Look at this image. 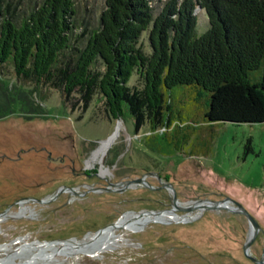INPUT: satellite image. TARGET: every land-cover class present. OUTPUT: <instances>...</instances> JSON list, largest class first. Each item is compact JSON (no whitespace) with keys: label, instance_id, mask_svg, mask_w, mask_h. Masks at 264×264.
I'll use <instances>...</instances> for the list:
<instances>
[{"label":"rangeland","instance_id":"rangeland-1","mask_svg":"<svg viewBox=\"0 0 264 264\" xmlns=\"http://www.w3.org/2000/svg\"><path fill=\"white\" fill-rule=\"evenodd\" d=\"M32 1L19 0V10ZM74 2L78 18L96 25L103 0ZM194 10L199 33L208 21L203 7ZM140 40L148 52L144 32ZM263 70L264 64L250 70L249 77L255 79ZM0 76V210L8 205L0 221V258L34 239L73 236L80 241L129 209L168 208L173 206L172 191L178 204L225 195L239 200L260 224L249 251L264 257V120L205 121L204 95L177 84L170 90L165 132L147 135L146 118L135 124L128 111L112 116L96 89L84 97L53 85L35 89L10 68ZM128 84L139 88L143 79L134 72ZM39 90L46 95L41 97ZM115 129L106 151L95 155ZM140 175L151 186L113 184ZM61 184L84 191L63 190L47 201L29 197L48 195ZM174 208L129 220L112 236L118 239L114 247L96 255L71 254L58 241L46 248L24 247L8 257L19 262L34 255L28 264H257L243 252L249 223L242 212ZM186 212L192 216L173 217ZM165 213L160 221L148 219Z\"/></svg>","mask_w":264,"mask_h":264},{"label":"trees","instance_id":"trees-1","mask_svg":"<svg viewBox=\"0 0 264 264\" xmlns=\"http://www.w3.org/2000/svg\"><path fill=\"white\" fill-rule=\"evenodd\" d=\"M198 4L208 21L199 33ZM262 64L264 0H103L94 26L78 18L74 0H34L21 10L19 0H0V71L35 89L84 97L96 89L112 116L146 118L147 135L165 132L177 84L204 95L205 121L264 120V70L249 77ZM134 72L139 88L128 84Z\"/></svg>","mask_w":264,"mask_h":264},{"label":"bare ground","instance_id":"bare-ground-1","mask_svg":"<svg viewBox=\"0 0 264 264\" xmlns=\"http://www.w3.org/2000/svg\"><path fill=\"white\" fill-rule=\"evenodd\" d=\"M116 132H117V130L115 129L113 131L114 134L112 133L110 135L109 139H105L99 145V147L96 149L95 155H99L100 156L106 151V149L110 145L111 140L114 137ZM105 172H107V169L105 170ZM188 202H190V201L185 202V204L188 203ZM225 203L228 206H232V203L230 201H227ZM23 209H22V211H23ZM127 211H131V213H126ZM127 211H125L118 219H116L112 223L104 226L101 229V231H99L98 233L90 232V233H92V235H88L89 233H87L86 235H88V236L85 237L84 239L80 240V241H75L76 240L75 237L73 239H68V240L54 239V240H50V241H42V240H38L37 239V240L30 241L29 242L30 244L27 245V246L24 245L25 243L24 244L22 243L21 245L15 247L13 250H11L10 253H17L22 248H24V247L25 248L26 247L30 248L32 245L43 244V246L46 248V245L48 243L63 241V243H62L63 244V248L67 249L68 251H70L71 254L79 253V252L80 253L81 252L89 253V254H92V255L99 254V253H101L102 251H104L106 249H112L114 247V245L117 243L118 239L116 237H112V236L116 233V231L119 228L126 226V224H127V222L129 220H132V219H135V218H139V219L146 218L147 215L145 213H143V212H146V211H149V210H145V211H141V212H137L135 210H127ZM165 211H176V210H175V208H165V209H162L160 211H150V212L151 213H161V212H165ZM6 213H5V215L0 216V221L3 218L6 217V215H7ZM178 214L177 213L176 214L173 213V217H177L178 218V219H175V220L186 219L189 216H192L188 212L181 213L179 215ZM165 215L167 216L168 214L165 213V214L159 215L157 217H148V219L160 221V220H162V217L165 216ZM10 253L7 252V255H5L2 258H0V264H28V263H30L29 258L34 256V255H31V256L27 257V259L24 260V261L15 262V261H10V259L12 258V257L11 258L8 257V255ZM53 261H55V260H53Z\"/></svg>","mask_w":264,"mask_h":264},{"label":"water","instance_id":"water-1","mask_svg":"<svg viewBox=\"0 0 264 264\" xmlns=\"http://www.w3.org/2000/svg\"><path fill=\"white\" fill-rule=\"evenodd\" d=\"M199 6V4L197 5ZM114 134V133H113ZM137 182H142L147 184L148 186H151V183L146 182L145 178L143 175L140 176H135V177H130V178H125L123 180L120 181H116L113 182V184H120V186L118 188H123L127 185H131V184H135ZM165 185H167L168 187L172 188L171 183L166 181L164 182ZM103 187L106 188H115V187H110L109 185H105ZM63 190H67L69 192L72 193H82L84 190L82 191H78L74 186L72 185H68V184H61L59 186H57L50 194L45 195V196H40V197H36V196H29L30 198H33L37 201H47L50 200L54 197L57 196V194ZM230 201L232 203V206H228L225 202ZM172 203L173 206H170L168 208H174V207H178V208H185V209H190L194 206H198V207H211V208H220V207H225L231 210H235V211H239L242 212L249 223V232L245 238V240L243 241L242 247H243V252L253 261H255L257 264H264V257H263V252L259 255L256 256L254 254H252L249 251V245L251 243V241L253 240V238L255 237L258 229L260 228V224L258 222V220L256 219V217L254 216V214L249 211L247 209V207H245V205L243 203H241L239 200H237L236 198H233L229 195H225L221 198H200V199H194V200H190V202L186 203V204H178L176 202V195L174 193V191H172ZM167 208V207H165ZM165 208H144V209H140V210H135L137 212H141V211H145V210H149V211H160L162 209ZM8 209V205L5 206L4 208H2L0 210V216L4 215L7 212ZM132 210V209H129ZM113 221L107 222L106 224H104L103 226L97 227L93 233H98L99 231H101V229L112 223ZM73 236H69V237H65V238H50V239H43L42 241H50V240H54V239H63V240H68V239H73ZM37 240V239H34Z\"/></svg>","mask_w":264,"mask_h":264},{"label":"flooded vegetation","instance_id":"flooded-vegetation-1","mask_svg":"<svg viewBox=\"0 0 264 264\" xmlns=\"http://www.w3.org/2000/svg\"><path fill=\"white\" fill-rule=\"evenodd\" d=\"M261 253H262V252H261ZM261 253H260V254H261Z\"/></svg>","mask_w":264,"mask_h":264}]
</instances>
